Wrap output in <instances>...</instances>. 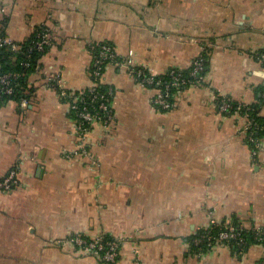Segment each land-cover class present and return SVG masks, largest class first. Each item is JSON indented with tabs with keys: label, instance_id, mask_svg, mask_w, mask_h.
<instances>
[{
	"label": "crops",
	"instance_id": "crops-1",
	"mask_svg": "<svg viewBox=\"0 0 264 264\" xmlns=\"http://www.w3.org/2000/svg\"><path fill=\"white\" fill-rule=\"evenodd\" d=\"M41 25L52 42L30 75L26 105L0 103V264H263L264 244L192 238L231 218L264 227V136L254 150L246 119L219 110L217 97L253 103L264 86V0H1L0 33L22 42ZM151 72L188 69L202 47L203 83L153 104L156 87L108 64L113 120L88 131L78 152L77 119L61 89L93 84L100 42ZM59 76L60 81L51 77ZM120 240L106 262L72 235Z\"/></svg>",
	"mask_w": 264,
	"mask_h": 264
},
{
	"label": "built area",
	"instance_id": "built-area-1",
	"mask_svg": "<svg viewBox=\"0 0 264 264\" xmlns=\"http://www.w3.org/2000/svg\"><path fill=\"white\" fill-rule=\"evenodd\" d=\"M1 1V0H0ZM50 32L44 33L42 40L39 42L40 47L43 44L50 42ZM11 39L4 38L0 35V45L10 42ZM202 51L198 54L192 62V70L189 72L196 83H203L205 81V74L203 69L205 66V58ZM264 61V54H262ZM108 64H114L121 70H126L143 84H148L156 87V93L153 97V104L159 110H170L174 106V102L170 100L171 87L178 85H185L188 80L183 74L175 72V70H168L170 79L164 78V73H153L146 66L141 65L133 56L120 57L114 44L110 42H100L97 44L94 52V60L91 67V75L94 78L92 85L82 90H68L61 89V94L67 98L72 110L77 119V130L79 131L80 144L78 152L87 156L90 155L88 146V131L96 123H103L108 125L113 120V88L105 83L104 74L105 68ZM17 73L9 71L0 74V99L5 94L13 92L11 85L12 79L17 77ZM52 80L60 81L59 76L51 77ZM106 89L102 90L101 87ZM28 99L23 98L18 101L22 105L28 103ZM218 108L221 112L226 114L238 113L246 119V136L247 140L252 144L254 150L260 147V138L255 134L258 130L264 128V121L261 123L250 114L252 103H244L234 101L226 96L217 97ZM261 114L264 115V106ZM17 183V171L15 168L11 169L3 178L0 179V187L11 189ZM213 228H217L215 231ZM249 231L254 234L259 243L264 244V227L251 226L246 227L241 224L236 225L231 218L222 222H215L211 226L200 228L192 238L193 245L201 250L211 248L220 242H234L241 245H248V239L243 233ZM68 240L82 248L89 254L99 256L106 262L115 263L119 259L120 240L107 236L105 234H98L94 237H86L84 235H72ZM264 264V259L262 261ZM132 264H141L135 260Z\"/></svg>",
	"mask_w": 264,
	"mask_h": 264
},
{
	"label": "trees",
	"instance_id": "trees-1",
	"mask_svg": "<svg viewBox=\"0 0 264 264\" xmlns=\"http://www.w3.org/2000/svg\"><path fill=\"white\" fill-rule=\"evenodd\" d=\"M46 32H50L48 26L41 25L38 26L33 31L31 36L25 41L15 42L11 40L10 42L0 45V74L9 71L18 74L17 77L12 79L11 81V85L13 86V92L11 94L3 95V97L0 99V103L6 102L9 99H15L17 101H21V99L23 98H26L28 100L31 99L32 95L34 94L35 88L33 85L30 84V75L37 70L38 66H40L41 58L49 50L50 44L52 42V38L50 37V42L43 44V48L40 47L39 42L42 40V37ZM0 35L4 38L7 37L4 31L1 32ZM203 54L205 58V66L202 72L206 75L210 65L209 49H206ZM192 68L193 67L191 66L188 69H170L183 74V76H185L188 80V83L185 85L183 84L171 87L170 100L174 101L175 95L178 91L196 82L195 79L191 75H189V72L192 70ZM164 78H166L167 80L170 79L169 72H166L164 74ZM101 89L105 90L106 87L102 86ZM259 92L260 94L257 101L252 103V109L250 110V114L256 120L263 123L264 115L261 114V111L262 107L264 106V86L259 89ZM255 135L261 139L264 136V128L258 130ZM235 223L238 226V223L236 221ZM216 229L217 228H213L214 231ZM243 233L248 239V245L252 243H259V241L255 238L254 234H252L251 232L244 231ZM232 243L241 249H244L248 246H244L234 242Z\"/></svg>",
	"mask_w": 264,
	"mask_h": 264
}]
</instances>
